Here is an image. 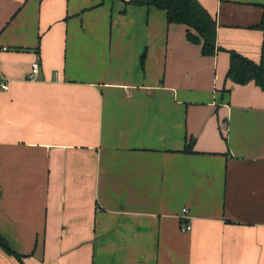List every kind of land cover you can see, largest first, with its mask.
Segmentation results:
<instances>
[{
    "label": "crops",
    "instance_id": "obj_1",
    "mask_svg": "<svg viewBox=\"0 0 264 264\" xmlns=\"http://www.w3.org/2000/svg\"><path fill=\"white\" fill-rule=\"evenodd\" d=\"M198 1L213 56L154 7L0 0V264H264V92L225 78L264 0Z\"/></svg>",
    "mask_w": 264,
    "mask_h": 264
},
{
    "label": "trees",
    "instance_id": "obj_2",
    "mask_svg": "<svg viewBox=\"0 0 264 264\" xmlns=\"http://www.w3.org/2000/svg\"><path fill=\"white\" fill-rule=\"evenodd\" d=\"M125 6H146L163 10L168 24H184L189 29L186 39L200 44L201 54L213 56L218 50H225L216 44L215 18L202 6L198 0H120ZM260 23L254 25L264 31V4ZM191 29V30H190ZM229 53V66L225 78L239 85L253 81L264 92V46L261 48L258 61H254L235 50ZM193 140L185 145V151L192 152ZM0 249L18 261L22 255L11 248L6 239L0 234Z\"/></svg>",
    "mask_w": 264,
    "mask_h": 264
},
{
    "label": "built area",
    "instance_id": "obj_3",
    "mask_svg": "<svg viewBox=\"0 0 264 264\" xmlns=\"http://www.w3.org/2000/svg\"><path fill=\"white\" fill-rule=\"evenodd\" d=\"M39 68H40V65H39L38 61H34V62L31 64V71H30L28 77H29V78H33V77H35L36 74L39 72ZM0 85H1V87H2L3 89H7V87H8L6 82H2ZM184 211L186 212V209H184ZM184 217L186 218V216H184ZM190 228H191L190 224H187V223H184V224L182 225V227H181L182 230H188V229H190Z\"/></svg>",
    "mask_w": 264,
    "mask_h": 264
}]
</instances>
